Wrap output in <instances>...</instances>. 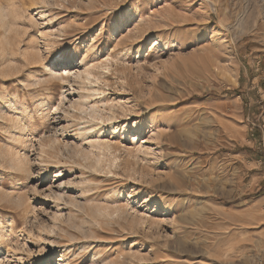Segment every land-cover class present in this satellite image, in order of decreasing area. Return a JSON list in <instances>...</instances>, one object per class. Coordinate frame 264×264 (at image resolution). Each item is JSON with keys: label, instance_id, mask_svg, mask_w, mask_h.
I'll use <instances>...</instances> for the list:
<instances>
[{"label": "rangeland", "instance_id": "1", "mask_svg": "<svg viewBox=\"0 0 264 264\" xmlns=\"http://www.w3.org/2000/svg\"><path fill=\"white\" fill-rule=\"evenodd\" d=\"M2 11L0 264H264V0Z\"/></svg>", "mask_w": 264, "mask_h": 264}, {"label": "bare ground", "instance_id": "2", "mask_svg": "<svg viewBox=\"0 0 264 264\" xmlns=\"http://www.w3.org/2000/svg\"><path fill=\"white\" fill-rule=\"evenodd\" d=\"M5 16L6 15H5V13L3 11L0 12V24L1 25L4 22L3 20H4ZM5 26H6V24H5ZM59 58H60V61H64V58H62V57H59ZM50 71H51V73H55L54 69H52ZM94 78L96 79V74L94 73L92 68H89V69H84V71L81 72L80 75L76 76L75 79L82 80V81L87 82L88 84H90L92 82V79H94ZM90 101H91L90 97L81 95V96H79V99L77 100L75 106L80 111L87 112L88 110H90V112L93 113V112H95V110H94L95 108H93L90 105ZM90 117L93 120V116L91 115ZM96 133H97V130H94L93 127L89 128V126L85 127V126H82V125H79V127L77 128V130L75 132L76 137H78V140L81 143V148H78L76 151H78V153L86 160H88L90 157H92V154H93L92 149H96L98 151H104L107 148L106 145L100 143V141L98 139L92 138V140L89 141V138L93 137L94 135H96ZM84 144H88L90 151H87V150L84 149V147H83ZM97 160L100 161L99 159H97ZM100 213H102V212H99V214Z\"/></svg>", "mask_w": 264, "mask_h": 264}]
</instances>
